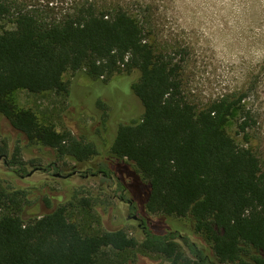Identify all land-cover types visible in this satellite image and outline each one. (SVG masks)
<instances>
[{
	"label": "trees",
	"instance_id": "trees-1",
	"mask_svg": "<svg viewBox=\"0 0 264 264\" xmlns=\"http://www.w3.org/2000/svg\"><path fill=\"white\" fill-rule=\"evenodd\" d=\"M128 3L69 0L48 20L16 8L13 0H0V21L11 15L10 25L0 24V114L28 144L85 162L99 153L94 140L58 130L35 111L16 108L8 95L19 89L66 93L67 72L83 71L94 80L124 74L142 112L116 125L107 153L134 164L147 185L144 208L189 216L224 264H264V168L253 149L226 130L233 113L243 111L245 93H224L202 107L189 102L182 92V60L176 58L181 50L160 40L148 9ZM247 117L243 112L240 132L249 125ZM0 159L14 174L25 172L18 147L10 150L0 142ZM116 180L119 190L127 189ZM26 197L24 189L0 181V264H120L106 260L104 251L134 247L161 254L171 264H189L175 231L145 224L139 241L122 229L91 230L61 204L25 218ZM188 246L196 264H208L200 249Z\"/></svg>",
	"mask_w": 264,
	"mask_h": 264
},
{
	"label": "rangeland",
	"instance_id": "rangeland-1",
	"mask_svg": "<svg viewBox=\"0 0 264 264\" xmlns=\"http://www.w3.org/2000/svg\"><path fill=\"white\" fill-rule=\"evenodd\" d=\"M13 1L16 8L32 10L49 20L57 17V7L66 6L69 0ZM128 1L132 9H148L150 25L160 40L181 50L176 58L182 60V92L189 102L202 107L224 93H245L243 111L233 113L226 130L237 143L253 149L264 168V0ZM10 17L0 24L10 25ZM63 78L68 82L66 93L19 89L11 92L8 99L16 108L35 111L39 119L49 121L58 130L66 129L76 137L94 140L99 153L85 162L60 158L51 148L28 144L25 136L0 114V142L5 141L10 150L18 147L25 167V172L14 174L0 159V181L26 191L28 202L23 205L22 216H39L61 204L69 215L91 230L122 229L140 241L145 224L155 230L170 229L177 233L179 249L189 264H196L189 244L202 251L208 264H224L213 255L204 237L194 231L189 216L147 211L142 204L147 185L134 164L108 156L116 125L137 119L142 112L125 75L117 73L108 80H94L77 71L67 72ZM243 112L247 113L249 123L244 133L238 127ZM53 163L59 169L32 171ZM100 165L109 170L111 178L101 174L83 176L88 169L89 173H96ZM72 167L78 172L67 178L54 175L67 174ZM29 172L32 174L27 175ZM116 178L126 184V190H117ZM120 194L124 200L118 199ZM133 197L137 200L133 199L129 207L127 200ZM129 211L145 222L139 227L136 220L127 217ZM104 252L106 260L120 264H171V259L139 247Z\"/></svg>",
	"mask_w": 264,
	"mask_h": 264
},
{
	"label": "flooded vegetation",
	"instance_id": "flooded-vegetation-1",
	"mask_svg": "<svg viewBox=\"0 0 264 264\" xmlns=\"http://www.w3.org/2000/svg\"><path fill=\"white\" fill-rule=\"evenodd\" d=\"M55 168H56V169H59L58 166H57L55 163H53V164H47V165L44 166V167H35L32 171L40 170V171L46 172V171H51V170H53V169H55ZM71 169H72V171L69 172V173H67V174L54 173V175L57 176V177H61V178H67V177L71 176L72 174L78 172V170H76V169L73 170V167H72ZM17 174H18V173H17ZM31 174H32V172L27 173V175H31ZM56 174H57V175H56ZM88 174H90V175L101 174L103 177L108 176V178H111V175H108V174H107L105 171H103L102 169H98L96 173H92V172L89 173V172L86 171L85 174H84L83 176L85 177V176H87ZM116 188H117V190H119L117 183H116ZM122 191H124V189H122ZM118 199H119V200H124V196H123V194H120V195L118 196ZM127 204H128L129 207H132V200H131V199L127 200ZM127 217H128V218H133L134 220H136V221L138 222V226H139V227L143 224V219H142V217H140V216H139L138 214H136V213H135V214H132V213L129 211V212H127Z\"/></svg>",
	"mask_w": 264,
	"mask_h": 264
},
{
	"label": "water",
	"instance_id": "water-1",
	"mask_svg": "<svg viewBox=\"0 0 264 264\" xmlns=\"http://www.w3.org/2000/svg\"><path fill=\"white\" fill-rule=\"evenodd\" d=\"M57 175V174H56Z\"/></svg>",
	"mask_w": 264,
	"mask_h": 264
}]
</instances>
